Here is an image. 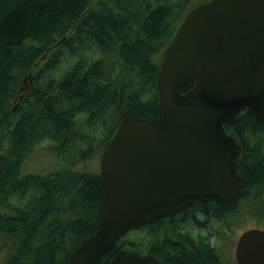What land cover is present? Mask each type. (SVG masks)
I'll use <instances>...</instances> for the list:
<instances>
[{"label":"trees","instance_id":"16d2710c","mask_svg":"<svg viewBox=\"0 0 264 264\" xmlns=\"http://www.w3.org/2000/svg\"><path fill=\"white\" fill-rule=\"evenodd\" d=\"M20 1L0 0V17ZM43 1L20 43L0 42L1 264H60L94 231L99 171L22 172L27 157L44 140L82 159L101 153L118 123L119 97L121 110L157 117L160 54L181 18L205 0ZM29 78L30 91L14 108ZM225 127L242 146L243 186L225 204L188 207L193 224L199 223L196 211L226 222L264 202V118L241 111ZM140 230L150 237L146 251L165 264H221L214 248L179 234L171 218L126 231L98 264L125 248L130 231ZM131 249L143 252L133 242Z\"/></svg>","mask_w":264,"mask_h":264},{"label":"water","instance_id":"95a60500","mask_svg":"<svg viewBox=\"0 0 264 264\" xmlns=\"http://www.w3.org/2000/svg\"><path fill=\"white\" fill-rule=\"evenodd\" d=\"M43 0H21L0 17V42L20 43ZM191 85L181 90L186 84ZM154 119L121 109L99 157L94 231L60 264H98L128 230L194 202L225 204L241 191L242 146L226 130L241 111L264 118V0H205L184 15L162 51ZM237 264H264V229L241 232ZM105 264H163L117 250Z\"/></svg>","mask_w":264,"mask_h":264},{"label":"rangeland","instance_id":"374dc122","mask_svg":"<svg viewBox=\"0 0 264 264\" xmlns=\"http://www.w3.org/2000/svg\"><path fill=\"white\" fill-rule=\"evenodd\" d=\"M65 67V66H63ZM24 86L19 90L16 98L14 99L15 106L29 93L31 88V78L24 81ZM100 132V129H99ZM101 133V132H100ZM97 135H101V134ZM55 148L57 147L54 145ZM64 144H60L58 148L51 149V142L44 140L39 143L35 150H33L27 157L22 172L28 173H48L53 170L70 169L74 172H98L99 171V151L93 152L87 158H80L77 152H62ZM252 206V205H251ZM246 208L244 214L231 217L228 221L219 220L214 216L208 217L206 227L198 229L189 226L188 233L195 237L207 236L208 244L215 246L214 249L218 253L221 264H237L234 258V247L238 235L245 229L252 227L264 228V202L259 207L252 210ZM150 237L146 230L130 231L124 237L125 248L132 247L136 244L142 251H146L147 243ZM6 252L0 249V264Z\"/></svg>","mask_w":264,"mask_h":264},{"label":"flooded vegetation","instance_id":"af4514ba","mask_svg":"<svg viewBox=\"0 0 264 264\" xmlns=\"http://www.w3.org/2000/svg\"><path fill=\"white\" fill-rule=\"evenodd\" d=\"M120 109V108H119ZM116 112H117V110H116ZM118 114V113H117ZM118 122H119V115H118ZM118 124V123H117ZM117 126V125H116ZM114 131V130H113ZM209 201V200H208ZM214 202V201H213ZM195 203V202H194ZM193 203V204H194ZM192 204V205H193ZM192 205H190V206H192ZM189 206V207H190ZM188 208V207H187ZM187 208H185V209H183V210H181V211H179V212H177L176 214H174V215H172V216H170V217H161V218H171L173 221H174V223H175V226L178 228V233L179 234H185V233H187L188 232V229H189V226H193V227H196V228H198V229H203V228H205L206 227V224H207V221H208V217H210V216H205V215H203L202 213H200L199 211H196L195 212V219L197 220V222H199V223H197V224H193L192 223V221H190L189 220V216L190 215H188V212H185L186 211V209ZM156 220V219H155ZM154 220V221H155ZM153 223V221H151V222H149V223H147V224H144V225H141L142 227L144 226H149V225H151ZM190 235V234H189ZM191 236V235H190ZM191 237H193V236H191ZM205 238H202L201 236H195L194 238L196 239V240H201L202 241V243L203 244H208V240H207V236H204ZM176 241H178V240H176ZM209 245V244H208ZM210 247H212V248H214L215 246H213V245H209ZM142 253H151V252H147V251H143ZM153 255H156V254H153ZM156 257H158L159 259H160V261L163 263V264H165V262H164V260H163V258L161 257V256H159V255H156Z\"/></svg>","mask_w":264,"mask_h":264},{"label":"bare ground","instance_id":"6f19581e","mask_svg":"<svg viewBox=\"0 0 264 264\" xmlns=\"http://www.w3.org/2000/svg\"><path fill=\"white\" fill-rule=\"evenodd\" d=\"M181 19H182V18H181ZM181 19H180V20H181ZM173 33H174V32H173ZM66 52H67V51H66ZM65 56H67V55H65ZM70 57H71V56H70ZM103 58H104V57H103ZM104 61H105V60H104ZM31 70H32V69H31ZM157 71H158V70H157Z\"/></svg>","mask_w":264,"mask_h":264}]
</instances>
